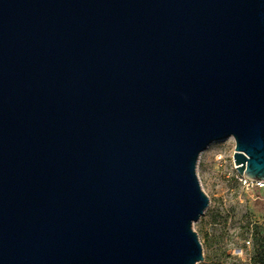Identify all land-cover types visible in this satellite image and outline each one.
Segmentation results:
<instances>
[{
    "label": "water",
    "instance_id": "1",
    "mask_svg": "<svg viewBox=\"0 0 264 264\" xmlns=\"http://www.w3.org/2000/svg\"><path fill=\"white\" fill-rule=\"evenodd\" d=\"M264 181V0H0V264H197L201 152Z\"/></svg>",
    "mask_w": 264,
    "mask_h": 264
},
{
    "label": "rangeland",
    "instance_id": "2",
    "mask_svg": "<svg viewBox=\"0 0 264 264\" xmlns=\"http://www.w3.org/2000/svg\"><path fill=\"white\" fill-rule=\"evenodd\" d=\"M234 148L232 137L213 141L197 161L196 174L209 198L193 224L203 249V261L197 264H253L255 233H264V184H243Z\"/></svg>",
    "mask_w": 264,
    "mask_h": 264
},
{
    "label": "trees",
    "instance_id": "3",
    "mask_svg": "<svg viewBox=\"0 0 264 264\" xmlns=\"http://www.w3.org/2000/svg\"><path fill=\"white\" fill-rule=\"evenodd\" d=\"M256 244L254 247V257L251 258L253 264H264V233L257 231Z\"/></svg>",
    "mask_w": 264,
    "mask_h": 264
},
{
    "label": "built area",
    "instance_id": "4",
    "mask_svg": "<svg viewBox=\"0 0 264 264\" xmlns=\"http://www.w3.org/2000/svg\"><path fill=\"white\" fill-rule=\"evenodd\" d=\"M240 179L241 181L243 182V184H247V185H253V184H256V185H263L264 184V181H255V180H252L248 177H245V176H240Z\"/></svg>",
    "mask_w": 264,
    "mask_h": 264
}]
</instances>
